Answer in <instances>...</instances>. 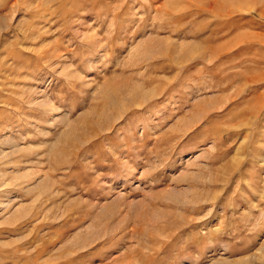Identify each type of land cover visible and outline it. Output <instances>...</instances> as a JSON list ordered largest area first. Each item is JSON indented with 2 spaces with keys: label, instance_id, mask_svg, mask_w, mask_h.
<instances>
[{
  "label": "rangeland",
  "instance_id": "rangeland-1",
  "mask_svg": "<svg viewBox=\"0 0 264 264\" xmlns=\"http://www.w3.org/2000/svg\"><path fill=\"white\" fill-rule=\"evenodd\" d=\"M0 264H264V0H0Z\"/></svg>",
  "mask_w": 264,
  "mask_h": 264
}]
</instances>
